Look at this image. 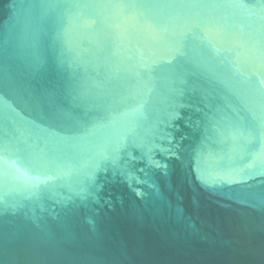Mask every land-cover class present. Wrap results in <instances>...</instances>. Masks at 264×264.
Masks as SVG:
<instances>
[{
	"label": "water",
	"instance_id": "obj_1",
	"mask_svg": "<svg viewBox=\"0 0 264 264\" xmlns=\"http://www.w3.org/2000/svg\"><path fill=\"white\" fill-rule=\"evenodd\" d=\"M0 264H264V0H0Z\"/></svg>",
	"mask_w": 264,
	"mask_h": 264
}]
</instances>
